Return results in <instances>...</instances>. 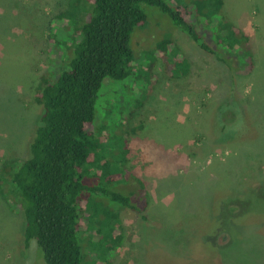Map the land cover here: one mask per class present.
<instances>
[{
  "label": "rangeland",
  "instance_id": "374dc122",
  "mask_svg": "<svg viewBox=\"0 0 264 264\" xmlns=\"http://www.w3.org/2000/svg\"><path fill=\"white\" fill-rule=\"evenodd\" d=\"M68 1L0 0V167L29 156L39 81L79 40L88 0ZM161 1L168 10L139 3L146 21L130 32L127 75L97 93L81 262L264 264V0H223L236 31L225 63L170 13L206 35L207 0ZM7 189L0 177V264H46Z\"/></svg>",
  "mask_w": 264,
  "mask_h": 264
},
{
  "label": "trees",
  "instance_id": "16d2710c",
  "mask_svg": "<svg viewBox=\"0 0 264 264\" xmlns=\"http://www.w3.org/2000/svg\"><path fill=\"white\" fill-rule=\"evenodd\" d=\"M80 2L69 0L68 6L76 9ZM141 2L168 10L161 0L86 1L79 40L69 47L71 53L65 54L61 66L46 70L39 81L35 100L42 108L29 141V156L14 166L5 162L0 167V177L8 185L5 201L24 216V243L34 239L46 264H82L77 241L79 212L93 188L82 182L81 170L85 164L96 168L89 154L96 147L97 93L105 78L118 80L127 75L130 32L146 21ZM223 4V0H207L206 35L182 22L179 13H170L201 49L224 62L221 49L233 45L231 36L236 31L226 29ZM215 38L217 42L211 43L218 45L217 50L209 44ZM250 60L247 57V66L237 70L239 74L250 72ZM109 197L128 207L125 197L115 193Z\"/></svg>",
  "mask_w": 264,
  "mask_h": 264
}]
</instances>
